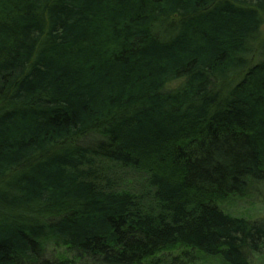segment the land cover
Listing matches in <instances>:
<instances>
[{
  "label": "trees",
  "instance_id": "1",
  "mask_svg": "<svg viewBox=\"0 0 264 264\" xmlns=\"http://www.w3.org/2000/svg\"><path fill=\"white\" fill-rule=\"evenodd\" d=\"M264 0H0V264H264Z\"/></svg>",
  "mask_w": 264,
  "mask_h": 264
},
{
  "label": "rangeland",
  "instance_id": "2",
  "mask_svg": "<svg viewBox=\"0 0 264 264\" xmlns=\"http://www.w3.org/2000/svg\"><path fill=\"white\" fill-rule=\"evenodd\" d=\"M260 206H258L256 208V210H252V209H241V210H238L236 212H238L239 214L241 215H245V216H248L250 219H253L255 221H260V222H264V200L263 202L259 203Z\"/></svg>",
  "mask_w": 264,
  "mask_h": 264
}]
</instances>
